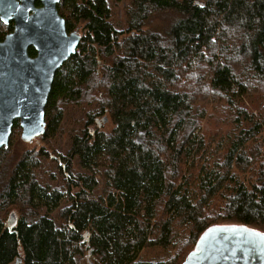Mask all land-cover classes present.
<instances>
[{
	"label": "trees",
	"instance_id": "16d2710c",
	"mask_svg": "<svg viewBox=\"0 0 264 264\" xmlns=\"http://www.w3.org/2000/svg\"><path fill=\"white\" fill-rule=\"evenodd\" d=\"M60 13L83 44L56 73L46 147L0 151V264H182L213 225L264 232V0Z\"/></svg>",
	"mask_w": 264,
	"mask_h": 264
},
{
	"label": "water",
	"instance_id": "95a60500",
	"mask_svg": "<svg viewBox=\"0 0 264 264\" xmlns=\"http://www.w3.org/2000/svg\"><path fill=\"white\" fill-rule=\"evenodd\" d=\"M59 1L46 0L45 8L34 10L32 17L28 10L25 17L17 15L15 32L0 43V151L9 147L16 120L26 143L45 134L46 107L56 73L81 40L76 33L67 35L65 20L56 8ZM0 10L3 20L12 13L9 4L1 3ZM31 46L38 52L36 58L29 56ZM182 264H264V232L243 224L213 225Z\"/></svg>",
	"mask_w": 264,
	"mask_h": 264
},
{
	"label": "flooded vegetation",
	"instance_id": "af4514ba",
	"mask_svg": "<svg viewBox=\"0 0 264 264\" xmlns=\"http://www.w3.org/2000/svg\"><path fill=\"white\" fill-rule=\"evenodd\" d=\"M45 1L46 0H0V4L1 3L9 4L10 9L12 11V13L8 12L4 16V19L6 21L3 20L2 15L0 14V43L4 42L10 35H12L15 32L16 27H17V23H16V16L17 15H21V16L25 17L26 11L28 10L29 11L28 16L32 17L36 14V11H34V10H42L45 8ZM60 6H61V0L58 2L56 8L58 11V15L64 19V17L60 13ZM44 22H45V20H44ZM65 27H66L65 29H66V33L68 36H71L72 34L76 33V34L80 35V37H81L79 46L75 50V54L72 56V57H74L77 53H79V48L83 44L84 34H82V32L78 28L69 31L67 28L66 20H65ZM32 50L35 51V55H33V53L31 52ZM28 52H29V56L32 58H36L38 56V52L33 46L29 47ZM16 121H18V120H16ZM16 121L14 122V126L12 129V135L14 134V131H15ZM19 125H20V123H19ZM12 135H11V138H12ZM21 135H22V129H21Z\"/></svg>",
	"mask_w": 264,
	"mask_h": 264
},
{
	"label": "rangeland",
	"instance_id": "374dc122",
	"mask_svg": "<svg viewBox=\"0 0 264 264\" xmlns=\"http://www.w3.org/2000/svg\"><path fill=\"white\" fill-rule=\"evenodd\" d=\"M122 15H123V13H122ZM77 28H80V27H77ZM80 31H81V29H80ZM82 34H83V32H82ZM46 109H47V107H46ZM102 118H100V119H102ZM104 120H106V121H104ZM99 122H101L100 125L102 127L101 128L102 131H104L108 134L112 132L113 124H112L110 118L108 120H107V118H103L102 120H99ZM207 126H206V128H207ZM60 138H61L60 143L65 144V142L67 140V135H64L63 137H60ZM138 138L140 141H142L144 139L143 134H140V136ZM39 139L40 138H37L32 143H26V142H23L21 139V132H18L16 136L12 135L9 147L13 148V150L15 152L14 154L16 156L20 157L23 153L28 152L30 150H33V149L39 150V149H43L44 147H46V144L44 142H42V140H39ZM52 157L56 158L55 155H53ZM63 168H64V171L66 173V166H63ZM7 211L13 212L12 209H7L6 212Z\"/></svg>",
	"mask_w": 264,
	"mask_h": 264
}]
</instances>
